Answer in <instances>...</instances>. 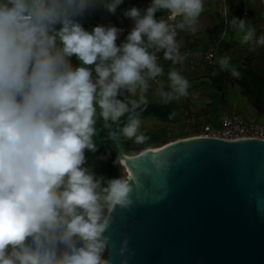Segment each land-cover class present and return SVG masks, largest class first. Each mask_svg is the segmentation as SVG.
Returning a JSON list of instances; mask_svg holds the SVG:
<instances>
[{
	"label": "clouds",
	"instance_id": "clouds-1",
	"mask_svg": "<svg viewBox=\"0 0 264 264\" xmlns=\"http://www.w3.org/2000/svg\"><path fill=\"white\" fill-rule=\"evenodd\" d=\"M123 3L0 0V264H113L109 213L133 206V187L122 177L97 175L85 151H97L101 118L110 127L127 116L115 135L147 139L137 110L148 103L149 82L164 74L158 53L173 64L183 59L177 36L198 31L205 0L128 8L123 15L134 27L119 45L122 29L89 31L80 22L96 8L115 14ZM159 11L165 18H156ZM230 24L252 50L264 45L244 18L233 16ZM230 59L221 57L220 68L240 78ZM167 76L168 90L158 89L162 104L189 89L180 72ZM119 256L129 264L128 239Z\"/></svg>",
	"mask_w": 264,
	"mask_h": 264
},
{
	"label": "water",
	"instance_id": "water-1",
	"mask_svg": "<svg viewBox=\"0 0 264 264\" xmlns=\"http://www.w3.org/2000/svg\"><path fill=\"white\" fill-rule=\"evenodd\" d=\"M126 119L99 140L115 144L135 201L109 213L113 264L124 239L129 264H264V141L192 138L127 157L115 135Z\"/></svg>",
	"mask_w": 264,
	"mask_h": 264
},
{
	"label": "trees",
	"instance_id": "trees-1",
	"mask_svg": "<svg viewBox=\"0 0 264 264\" xmlns=\"http://www.w3.org/2000/svg\"><path fill=\"white\" fill-rule=\"evenodd\" d=\"M230 3L236 4V8L242 9V17L248 22L249 27L255 28L256 36L264 35V2L263 0H229ZM151 0H128L125 7L128 9L130 7H138L140 9H146L150 6ZM204 10H206L204 8ZM205 12L201 13L199 20L201 21ZM165 17L163 11L156 13V18ZM231 26L230 22H225L223 18L218 21L217 26L213 30V39L208 46V50L212 51L213 54L216 51L220 54L232 53L237 55L238 63H234L240 72V78H234L233 88L240 90L243 97H253L258 98L259 103H264V45L256 47L252 50V44L244 49H237L236 43H230V46H220L216 47V42L218 39L228 32V28ZM232 48V49H231ZM260 49V50H259ZM158 54H163L158 53ZM247 59V60H246ZM214 59L210 62L200 61L196 65H187L182 68L183 74L188 77V81L196 80L198 76L207 75L217 80L223 79L231 73L227 70H222L218 65L213 63ZM168 79V78H167ZM170 81L168 80V83ZM198 86V85H196ZM195 86V87H196ZM169 85L164 87L168 90ZM226 88H231L230 83L226 85ZM224 91V87H220V92ZM215 97L213 92H208ZM206 94L205 97H208ZM146 97L148 99L147 108L140 114L141 121L146 119H152L162 125H178V128L161 129L155 130L154 132H142L147 139L143 143H136L135 139H128L123 136H119V142L123 149V154L127 157H136L139 154L146 152L151 149H160L168 144L196 138L198 133L196 131V125L200 119V116L210 118L216 117L219 113L218 110L202 111L201 115H196L190 110L191 103L187 100L184 104L179 101H174L168 104L160 103V98L158 92L155 93L153 89L149 88ZM123 98V97H118ZM138 98V97H136ZM216 100H218L215 97ZM143 106L137 111H140ZM175 113V115L170 119V114ZM229 114V113H228ZM127 116L122 117L121 120L125 119ZM103 119H99L97 122V135L94 137L97 151L91 152L86 150V161L87 165L92 168V170L97 175H102L106 178L122 177L127 180L125 173V168L122 165L120 158L118 157L116 146L113 142L101 141L104 138L111 137L115 132V126L117 123L109 122L110 127L104 126Z\"/></svg>",
	"mask_w": 264,
	"mask_h": 264
},
{
	"label": "rangeland",
	"instance_id": "rangeland-1",
	"mask_svg": "<svg viewBox=\"0 0 264 264\" xmlns=\"http://www.w3.org/2000/svg\"><path fill=\"white\" fill-rule=\"evenodd\" d=\"M205 8V7H204ZM211 12L215 13L216 10L213 7H210L209 9ZM206 13V12H205ZM225 14V16H224ZM223 14V20H225V22H230L232 17H239V18H243L242 17V9L236 8V4L230 3L229 0H227V5H225V12ZM247 26L249 27V24L247 22ZM213 28H210L209 31H212ZM225 38L222 42L224 43H236L237 45V49H244L245 47H248L252 44V42L250 43H244L243 42V35L244 33L234 29L232 26H230L228 28V32L225 34ZM207 48V46L205 45V43H199V47L197 49H190V50H184L188 53V60H186V62H188L189 65H193V62H190L191 59H195V58H201L202 55L204 54V50ZM232 49V48H231ZM260 50V49H259ZM182 52L183 54H185L186 52ZM227 54H219L217 51L216 53H214V61L213 63H215V65H218V60L221 57L226 56ZM230 59V63L231 65H233L234 63H238L237 60V55L235 53H232L229 55ZM183 59H185L183 57ZM72 62L73 64L75 62H77V60L75 59V57L72 58ZM187 64V65H188ZM163 68H167L166 70L168 71H164V74L162 76H159L156 78V80H152L150 81V87L151 89L154 90L155 93L158 92V89L166 84V82H168V72L170 70H176L178 72L181 73V75H183L186 79H188L187 76H185V74H183L182 67L180 65H171V62H163ZM170 83V82H169ZM195 84V82H194ZM191 85V82H189V86ZM207 88L204 86H196L195 88H193L191 91L189 89L188 91V97L190 100L195 99L197 102V106L202 107V102L204 99V97L206 96L207 93ZM229 97H228V101L229 104L227 106H225L224 108L218 109L219 112H224V113H231V114H235L238 118L243 119V120H254L256 122H258L259 124L264 126V117L258 113H256L251 106L249 105L248 101L245 99V97H243L241 95V92L239 89L237 88H233L230 89L229 92ZM127 94V93H125ZM202 98V99H201ZM206 98V97H205ZM205 100V99H204ZM163 129V126L156 122L155 120L152 119H146L141 121V126H140V132H154L155 130H161Z\"/></svg>",
	"mask_w": 264,
	"mask_h": 264
},
{
	"label": "crops",
	"instance_id": "crops-1",
	"mask_svg": "<svg viewBox=\"0 0 264 264\" xmlns=\"http://www.w3.org/2000/svg\"><path fill=\"white\" fill-rule=\"evenodd\" d=\"M128 2V0H124V3L118 6L116 13L111 14L107 12L106 9L103 8H96L94 10H91L87 12L83 17L79 18L80 22L83 24L86 30L91 31L92 28H94L97 25H105V26H116L119 29H122L121 33L118 36L117 44L119 45L122 41L126 39V36L128 33L132 30L134 27V21L131 18H127L123 15L124 11L127 10L125 7V4ZM225 5H227V0H205V9L206 11L204 18L199 23L198 31L196 32H181L178 34L177 39L180 41V50H181V56L185 59H182L180 62L188 60V53L184 50H190V49H197L199 47V43H205L207 48L204 50V54L201 58H195L191 59L190 62H194V65H196L198 62L202 60V58L207 55L208 53H213L212 51L208 50V46L211 43L213 39V30L215 26H217L218 21L223 18V14L225 12ZM210 7H213L216 12L213 13L209 9ZM225 16V14H224ZM165 17H159V19H163ZM210 28H213L212 31H209ZM225 34L221 36L218 41L216 42V47L220 46H230V42L224 43L222 42L225 38ZM186 52L183 54L182 52ZM214 55V54H213ZM75 57V56H74ZM159 64H163V62H171V65H178V63L173 64L170 60H165L163 58V54H158ZM76 59V57H75ZM214 59V57H213ZM77 60V59H76ZM79 61L74 63V65H78ZM163 67V65H162ZM167 69V68H166ZM164 68V71H168ZM166 85H170V83L166 82L164 87Z\"/></svg>",
	"mask_w": 264,
	"mask_h": 264
},
{
	"label": "built area",
	"instance_id": "built-area-1",
	"mask_svg": "<svg viewBox=\"0 0 264 264\" xmlns=\"http://www.w3.org/2000/svg\"><path fill=\"white\" fill-rule=\"evenodd\" d=\"M213 53L205 55L201 61L207 63L213 59ZM194 63V62H193ZM201 115V114H200ZM196 138H208L222 141L263 140L264 126L254 120H243L236 115L219 113L216 117L205 118L202 115L196 125Z\"/></svg>",
	"mask_w": 264,
	"mask_h": 264
},
{
	"label": "flooded vegetation",
	"instance_id": "flooded-vegetation-1",
	"mask_svg": "<svg viewBox=\"0 0 264 264\" xmlns=\"http://www.w3.org/2000/svg\"><path fill=\"white\" fill-rule=\"evenodd\" d=\"M188 62H180L178 63V65H180L182 68H185L187 66ZM194 65V63H193ZM220 82H217L216 79L210 77V76H207V75H201V76H198L196 78V80H191V85L189 86V89L190 91L195 88L196 85H199V86H204L207 88V91L208 92H213L214 96L218 99L216 100L215 97L212 96V94H208V97H204L203 102H202V107H198L197 106V102L195 99L193 100H190L189 97H188V94L187 96L185 97H182L179 102L181 104H184L185 101H189L191 103V106H190V110L192 113H195L196 115H200L202 111H211V110H218V109H221V108H224L225 106H227L229 104V101H228V97H229V92H230V89H233V81H234V78L232 77V75H227L225 76L223 79L219 80ZM195 82V84H194ZM230 83V87L231 88H226V85H229ZM220 87H224V91L223 92H220ZM188 89V91H189ZM207 92V93H208ZM249 105L251 106V108L258 114L262 115L264 117V103H259V100L258 98H253V97H246L245 98ZM231 114V113H229ZM232 115H235V114H232ZM162 125V124H161ZM163 126V129H170L172 127L174 128H178L179 126L178 125H170V126H167V125H162Z\"/></svg>",
	"mask_w": 264,
	"mask_h": 264
}]
</instances>
